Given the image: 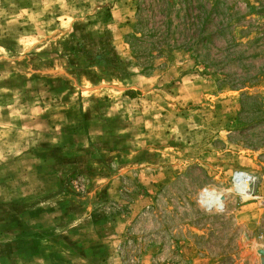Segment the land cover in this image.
<instances>
[{
    "label": "rangeland",
    "instance_id": "obj_1",
    "mask_svg": "<svg viewBox=\"0 0 264 264\" xmlns=\"http://www.w3.org/2000/svg\"><path fill=\"white\" fill-rule=\"evenodd\" d=\"M197 1L0 0V264H262L264 0Z\"/></svg>",
    "mask_w": 264,
    "mask_h": 264
},
{
    "label": "trees",
    "instance_id": "obj_2",
    "mask_svg": "<svg viewBox=\"0 0 264 264\" xmlns=\"http://www.w3.org/2000/svg\"><path fill=\"white\" fill-rule=\"evenodd\" d=\"M167 1L169 2L171 6L169 8H173L176 4L177 9L180 11H183V14L186 18L183 21V25L186 26V29H191L192 34H195V36L192 37L193 39L192 42L194 43V46L195 47L204 46L209 40L208 24L211 23L212 18L214 16V11H216L217 8L211 7L210 9H207L206 5L201 4L200 1H197V0L196 2L195 0H177L178 1L177 3L173 2L172 0H167ZM191 10L192 11L195 10L194 14L191 13ZM165 18H166V15H164V19ZM167 21L170 22V16H168ZM163 22H165V20ZM221 25L222 24L218 22V26H216L218 32H220L222 29ZM169 26H171V23L166 25L165 29L168 28V31L170 33L171 28ZM154 31L158 33L159 30L158 28H156V30ZM160 37L162 36L160 35ZM126 94L133 95L134 91L127 90Z\"/></svg>",
    "mask_w": 264,
    "mask_h": 264
},
{
    "label": "bare ground",
    "instance_id": "obj_3",
    "mask_svg": "<svg viewBox=\"0 0 264 264\" xmlns=\"http://www.w3.org/2000/svg\"><path fill=\"white\" fill-rule=\"evenodd\" d=\"M241 172H243V175L248 176V174L245 173L244 171H241ZM243 175L240 176L239 173H237L236 175H234V177L237 176L236 177L237 186L239 187V189L241 191H245V190L248 189V185H247L248 184L247 183L248 179H246L245 177L243 178ZM216 198H218V196H216ZM262 250L264 252V249H262ZM260 254H261V258H262V262H263L264 261V253L263 254L260 253Z\"/></svg>",
    "mask_w": 264,
    "mask_h": 264
},
{
    "label": "built area",
    "instance_id": "obj_4",
    "mask_svg": "<svg viewBox=\"0 0 264 264\" xmlns=\"http://www.w3.org/2000/svg\"><path fill=\"white\" fill-rule=\"evenodd\" d=\"M237 173L243 174V172H241V171H236V172H234V175H236ZM248 179L250 180L249 176H248Z\"/></svg>",
    "mask_w": 264,
    "mask_h": 264
},
{
    "label": "water",
    "instance_id": "obj_5",
    "mask_svg": "<svg viewBox=\"0 0 264 264\" xmlns=\"http://www.w3.org/2000/svg\"><path fill=\"white\" fill-rule=\"evenodd\" d=\"M260 253H264L262 249L258 250ZM262 264H264V261L262 262Z\"/></svg>",
    "mask_w": 264,
    "mask_h": 264
},
{
    "label": "crops",
    "instance_id": "obj_6",
    "mask_svg": "<svg viewBox=\"0 0 264 264\" xmlns=\"http://www.w3.org/2000/svg\"><path fill=\"white\" fill-rule=\"evenodd\" d=\"M134 91V90H133ZM134 93H135V91H134Z\"/></svg>",
    "mask_w": 264,
    "mask_h": 264
}]
</instances>
